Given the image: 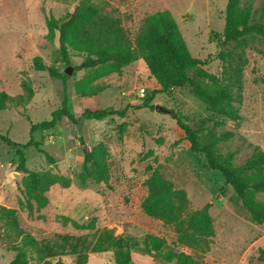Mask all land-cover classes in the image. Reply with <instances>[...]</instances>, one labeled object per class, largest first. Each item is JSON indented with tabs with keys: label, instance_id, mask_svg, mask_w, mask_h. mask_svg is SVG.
<instances>
[{
	"label": "rangeland",
	"instance_id": "1",
	"mask_svg": "<svg viewBox=\"0 0 264 264\" xmlns=\"http://www.w3.org/2000/svg\"><path fill=\"white\" fill-rule=\"evenodd\" d=\"M80 2L119 18L132 38L145 16L168 10L190 54L204 62L190 72L191 77L212 89L202 71L221 74L223 63L215 57L217 48L210 33L223 30L226 0H0V91L10 96L23 93L22 81L32 89L27 103H10L0 111V132L25 145L30 123L48 119L61 107L64 97L74 119L63 116L52 128L31 134L53 162L34 145L22 148L26 170L51 171L71 178L69 187L54 184L44 192L46 205L31 216L19 204L26 173L17 168L15 147L0 141V205L15 209L19 227L52 245L59 253L52 261L60 258L65 264H75V256L69 247L73 240L65 241L62 236L81 237L87 247L88 264H116L111 250H89L101 230L137 241L131 249V263L175 264V259L166 261L162 257L169 250L190 254L199 264H264L259 258V250H264V222H254L220 173L207 165L202 153L190 150L171 114L197 129L200 141L232 132L229 139L217 142L215 149L221 155L234 152L235 166L241 165L255 146L264 151V37L247 38L240 101L234 103L240 119L233 121L212 111L190 85L155 93L158 84L140 57L117 72L110 64L82 67L86 54L69 49L66 64L59 52L58 32L50 35L47 22L50 17L58 22L65 20ZM240 6L249 8L251 22L264 23V0H240ZM35 57L58 76L36 70ZM67 66L71 67L70 74L64 73ZM77 83L82 91L92 90L94 94H77ZM156 105L167 112L155 111ZM83 108L125 111L123 116L94 120L81 116ZM99 142L109 152V180H89L81 185L76 175L83 164L82 149L91 150ZM153 171L185 192L186 205L170 219L151 217L141 209L147 195L145 181ZM253 198L264 206V192L255 193ZM207 203L214 233L208 250L201 252L179 241V237L188 230L189 214ZM61 216L79 223L93 219L95 228L76 229L64 223ZM146 236L166 241L160 253L143 245ZM19 245L20 237L0 218V264L13 259L14 247ZM27 259V264H38L33 253H27Z\"/></svg>",
	"mask_w": 264,
	"mask_h": 264
},
{
	"label": "trees",
	"instance_id": "2",
	"mask_svg": "<svg viewBox=\"0 0 264 264\" xmlns=\"http://www.w3.org/2000/svg\"><path fill=\"white\" fill-rule=\"evenodd\" d=\"M50 35L58 32L59 52L66 64H68V50L86 54V59L81 63L82 67L92 65L110 64L114 71L140 57L146 64L149 74L156 80L158 89L155 93L163 92L168 88L190 85L193 93L201 99L209 108L227 119L238 121L240 115L236 101H240L242 87V72L247 59L244 53L247 47V38L251 35L264 37V23L250 21V10L240 6V0H226L224 10V26L220 33L212 31L211 39L215 42L217 51L216 59L222 63L220 76H215L202 71V76L213 85L212 89L206 88L199 80L193 79L190 72L204 62L193 57L188 51L177 24L168 10L157 11L145 16L136 31L134 38L122 26L121 20L104 13L101 8L80 2L67 18L61 22L50 17L47 22ZM231 45V48H227ZM36 70H47L52 76H58L50 67L44 65L39 57L33 59ZM76 85V93L81 96L94 94L92 90L82 91ZM23 93L10 96L5 91H0V111L8 104L23 105L32 96V89L26 81L21 82ZM235 88L236 92L233 91ZM101 91V90H99ZM125 109H90L83 108L81 116L86 119L103 120L108 116H123ZM178 126L183 130L189 148L193 152L204 155L207 165L216 170L224 179V183L234 191L241 201V205L250 218L257 223L264 222V206L254 200L257 192H264V151L254 147L253 152L245 158L239 166L233 164L234 152L224 155L217 154L215 145L232 136V132L226 131L211 141H200L199 131L193 129L175 113H171ZM73 119V115L67 110L66 98L62 100L61 107L51 112L48 119L38 123H30V137L25 145H34L41 153L45 154L48 161L53 158L44 150L38 148V143L33 141L31 134L36 130L52 128L61 117ZM74 120V119H73ZM120 131L123 130L121 125ZM0 141L15 147L18 165L17 168L26 173L22 181L19 204L26 208L28 215L33 211H39L47 203L43 195L52 185L58 184L67 188L71 184V178L51 171H29L24 167L23 146L13 141L7 134L0 132ZM83 164L76 177L81 185L87 181L95 183H107L110 177L107 158L109 152L102 142L97 143L91 150L82 149ZM147 195L141 203L142 211L154 218L170 219L175 216L177 209L186 205V196L183 190L173 188L172 184L165 180L158 171L153 173L145 181ZM35 203V206L33 205ZM210 204L207 203L200 209L193 211L187 218L188 230L179 237L189 247L205 252L209 248L214 230L209 214ZM0 218L12 230L13 234L20 237V245L14 247L16 254L7 264H27V253H33L38 264H65L58 251L45 240H37L30 233L24 231L18 225L16 210L0 205ZM64 223L69 222L76 229L92 230L95 228L94 220L79 223L66 216H61ZM70 241V252L75 256V264H88L86 245L81 237L62 236ZM136 240L122 235H113L109 230H101L97 233L94 243L89 248L92 252H104L111 250L116 264L131 263V249L136 245ZM143 245L156 253H160L166 241L163 238L146 236L142 239ZM259 258L264 261V250H259ZM162 257L166 261L175 259V264H199L192 255L184 252L173 254L166 250ZM136 264V263H131Z\"/></svg>",
	"mask_w": 264,
	"mask_h": 264
},
{
	"label": "water",
	"instance_id": "3",
	"mask_svg": "<svg viewBox=\"0 0 264 264\" xmlns=\"http://www.w3.org/2000/svg\"><path fill=\"white\" fill-rule=\"evenodd\" d=\"M64 73H65V74H70V73H71V67H70V66H67V67L65 68V70H64ZM154 110H155V111H159V112H167V109H165L164 107L159 106V105H156V106L154 107ZM54 164L56 165V163H54Z\"/></svg>",
	"mask_w": 264,
	"mask_h": 264
},
{
	"label": "built area",
	"instance_id": "4",
	"mask_svg": "<svg viewBox=\"0 0 264 264\" xmlns=\"http://www.w3.org/2000/svg\"><path fill=\"white\" fill-rule=\"evenodd\" d=\"M142 92H143V89H140V93L142 94Z\"/></svg>",
	"mask_w": 264,
	"mask_h": 264
}]
</instances>
